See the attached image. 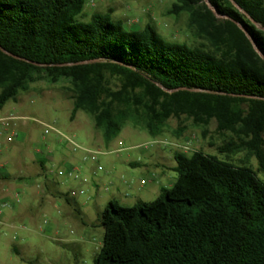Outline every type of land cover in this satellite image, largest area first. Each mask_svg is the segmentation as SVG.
Masks as SVG:
<instances>
[{
	"label": "trees",
	"instance_id": "obj_1",
	"mask_svg": "<svg viewBox=\"0 0 264 264\" xmlns=\"http://www.w3.org/2000/svg\"><path fill=\"white\" fill-rule=\"evenodd\" d=\"M86 3L0 0V110L32 84L64 80L70 121L88 115L105 143L127 121L156 138L185 116L204 134L212 120L232 134L220 154L257 162L175 152L170 189L106 204L93 264H264V0H176L168 14L187 13L206 47L166 42L150 26L126 32L102 13L83 21Z\"/></svg>",
	"mask_w": 264,
	"mask_h": 264
},
{
	"label": "rangeland",
	"instance_id": "obj_2",
	"mask_svg": "<svg viewBox=\"0 0 264 264\" xmlns=\"http://www.w3.org/2000/svg\"><path fill=\"white\" fill-rule=\"evenodd\" d=\"M174 3L92 0L81 19L88 21L92 13H102L126 32L150 26L166 42L206 47L207 42L190 27L187 13L168 14ZM70 88L64 80L57 84L40 81L0 110L4 170L31 177L30 187L12 184L5 194L0 188V264H93L103 242L98 216L108 201L132 206L152 202L162 189H170L177 177L173 170L174 154L181 151L177 146L186 147L182 152L187 154L200 151L257 169L255 158L245 152L228 158L218 152L233 136L218 134L213 120L204 134L202 127L185 116L171 118L156 138L127 121L105 143L88 115L78 112L70 121ZM39 158L47 160L43 169ZM38 172L42 175L36 180ZM258 177L264 182L262 174ZM3 202L10 206L3 207Z\"/></svg>",
	"mask_w": 264,
	"mask_h": 264
},
{
	"label": "crops",
	"instance_id": "obj_3",
	"mask_svg": "<svg viewBox=\"0 0 264 264\" xmlns=\"http://www.w3.org/2000/svg\"><path fill=\"white\" fill-rule=\"evenodd\" d=\"M47 160L45 158H39L38 159V163L40 165V168L43 169L46 165V162ZM129 165H133V166H137L138 162H129L128 163ZM4 163H2L0 161V188L2 189V192L3 194H5L8 189L12 186V184H19V185H24V186H27V187H30V178L31 177H27L25 175H22V174H19V175H14V174H11L10 172L4 170ZM42 175L40 172H38L36 174V180H38V176ZM20 181V182H19ZM55 185V184H54ZM58 187V185H56ZM31 193V190H28L27 191V194L29 195V197L31 196L30 195ZM111 200H115L117 201L120 205H122L118 200L116 199H111ZM110 201V200H109ZM108 201V202H109ZM67 202V201H66ZM124 206V205H122Z\"/></svg>",
	"mask_w": 264,
	"mask_h": 264
},
{
	"label": "built area",
	"instance_id": "obj_4",
	"mask_svg": "<svg viewBox=\"0 0 264 264\" xmlns=\"http://www.w3.org/2000/svg\"><path fill=\"white\" fill-rule=\"evenodd\" d=\"M88 2L86 3V5L88 4V3H91L92 2V0H87ZM11 118H13V117H11ZM7 119H9V118H6L5 120H7ZM181 151H185V150H187V148L186 147H184V146H177ZM89 154H91V155H95V154H97V153H94V152H90V151H87ZM92 160H94V157H92ZM99 170H100V168H98ZM16 201H18L17 199H16ZM2 206L3 207H9L10 205L7 203V202H3L2 203Z\"/></svg>",
	"mask_w": 264,
	"mask_h": 264
},
{
	"label": "water",
	"instance_id": "obj_5",
	"mask_svg": "<svg viewBox=\"0 0 264 264\" xmlns=\"http://www.w3.org/2000/svg\"><path fill=\"white\" fill-rule=\"evenodd\" d=\"M254 49H256V48L254 47ZM256 51H257V53L260 55V57H262L261 54L258 52V50H256Z\"/></svg>",
	"mask_w": 264,
	"mask_h": 264
}]
</instances>
